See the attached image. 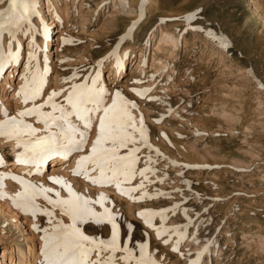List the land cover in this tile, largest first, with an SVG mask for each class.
<instances>
[{"label": "rangeland", "instance_id": "rangeland-1", "mask_svg": "<svg viewBox=\"0 0 264 264\" xmlns=\"http://www.w3.org/2000/svg\"><path fill=\"white\" fill-rule=\"evenodd\" d=\"M50 1L55 4L51 11L47 8L48 0H39L40 15L32 18L30 32L35 39L27 49L31 34L22 33V61L13 69L6 67L0 74V93H6L7 89L9 93L10 83L18 85V78L27 71L29 52L37 55L32 61L34 68L38 64L49 69L47 84L37 103H42L53 90H63L56 97L57 102L63 101L71 85L99 73L96 61L101 60L104 65L101 84L113 94L120 89L122 95L135 101L138 107L132 109L133 115L138 120L143 116L147 126L152 148L141 146L137 167L149 166L147 157L151 155L150 167L155 171L146 174L147 180L137 174L134 180L123 185L128 188L144 181L145 187L131 194L123 193L115 183H94L83 174H75L74 156L84 155L83 152L64 159L68 160L64 165L53 166L52 159L42 172L15 162L18 167L3 164L0 173L19 175L52 188L54 191L48 195L53 199L56 191L62 197H67L68 192L49 180L50 176L64 178L77 193L93 200L105 193L108 197L105 206L112 210L119 225L120 244L133 248L137 258L139 245L147 244L148 254L163 264H192L197 259L199 264H264V87L261 86L264 82V0H157V8L150 10L146 8L149 0H141L137 13L130 7V0ZM56 4L64 11L56 10ZM65 5L67 10L63 9ZM2 8L4 4H0ZM178 8L184 14L182 17L197 12L192 24L185 19L158 18L174 14ZM171 22L176 24L179 35L176 50L171 48L174 40L163 31ZM45 23L50 27L46 46L42 44ZM209 30L213 35L207 36ZM152 35L153 41L141 52L140 48ZM65 38L68 43L64 42ZM10 39H6V48ZM218 40L224 42L223 46ZM160 42L167 43L163 46L174 51L169 57H164L167 53L158 49ZM15 45L14 41L12 49ZM123 48L128 61L123 73L114 77L105 59ZM74 73V78L66 79ZM133 89L151 91L140 95ZM111 99L109 96L108 103ZM11 107L12 114H9L17 115L24 108L32 107V101L25 105L20 99L13 100ZM50 110V107L44 109ZM35 117L24 119L36 123ZM1 118L4 115L0 112ZM72 119L79 123L75 117ZM97 128L98 119L89 138V149ZM0 137V154L4 162L11 163L14 160L10 142L6 143L8 137L4 136L5 142ZM157 149L162 155L157 154ZM23 168L27 170L19 172ZM98 174V170L92 173ZM4 185L8 196L0 198V209L5 211V216L0 214V258L18 243L27 249L30 243L27 237L33 238L37 248L42 249L43 233L32 225L50 227L47 218L16 207L11 197L23 185L12 175L5 177ZM36 203L52 208L42 195ZM94 207L103 211L101 205ZM145 210L163 211L164 217L155 216L149 225L140 215ZM59 220L69 223L70 217L57 208L53 222ZM161 226L182 230L185 236L181 238L175 231L160 235ZM86 234L110 239V226L102 230L89 227ZM178 239L179 251H173ZM116 255L121 257L124 253ZM41 260L37 258L36 264ZM5 264H10V260ZM117 264H136V260L118 259Z\"/></svg>", "mask_w": 264, "mask_h": 264}, {"label": "snow or ice", "instance_id": "snow-or-ice-1", "mask_svg": "<svg viewBox=\"0 0 264 264\" xmlns=\"http://www.w3.org/2000/svg\"><path fill=\"white\" fill-rule=\"evenodd\" d=\"M5 3L7 7L0 9V74H3L8 65L20 63V53L12 51L13 42L19 32L28 35L33 27L32 18L40 15L39 0H0V4ZM196 17L197 12L193 11L184 17L172 19H185L191 23ZM5 33L11 37L7 51L4 47ZM44 35H48L47 28L44 29ZM209 35H213L211 30ZM64 42L69 41L65 38ZM218 42L223 46L222 40ZM28 56L27 71L23 74L24 82L18 94L23 96L25 105L32 101V107L24 108L17 115H10L5 108L4 119L0 120V136L14 138L17 141V147L22 149L16 155L17 161L33 165L37 172H42L44 165L54 157L68 159L74 153L83 152L85 154L79 157L74 169L75 174H83L94 183H115L117 188L125 194L144 188L143 180L133 187H123L134 180L137 174L147 180L146 174L149 171H155L150 167L151 155L147 157L149 166L137 167L141 161V146L152 148L143 116L138 120L132 112L138 104L122 95L120 89H117L114 94L111 93L105 85L101 84L99 73L90 74L82 82L71 85L68 95L61 102H57L56 97L60 96L63 90H53L42 103H37L44 92L46 82L44 74L49 69L44 68L41 72L38 64L34 68L32 61L37 59L34 51ZM253 72L256 74L255 69ZM74 77L75 73L66 79ZM261 86L264 87V82ZM133 91L146 95L151 89H133ZM109 96L112 97L111 103H108ZM149 99L159 98L149 97ZM46 107H50L51 110L44 111ZM26 116H36L44 128L39 129L32 123L26 122L24 119ZM73 117L79 123L74 122ZM97 119L96 136L89 149V138ZM41 131L45 134L39 135ZM156 151L158 155H162L158 149ZM3 164L4 158L0 154V166ZM97 170L99 174L93 176L92 173ZM8 175H12L13 179L23 185L22 190L11 197L16 207L33 216L42 214L50 225L43 228L39 224L32 225L36 231L43 233L40 264H117L118 259L126 262L135 259L136 264H163L162 261L148 254L147 244L139 245L138 258L133 255V248L121 246L119 225L112 210L105 206L108 199L105 193H101L98 199L93 200L77 193L64 178L50 176L49 180L66 188L68 192L67 197H62L60 192L56 191V198L53 199L48 195L54 191L52 188L37 185L19 175L0 173V198L8 196V193L4 191V179ZM41 195L52 206L51 209L43 208L36 203L37 197ZM147 195L148 193L145 192L144 196ZM94 205H101L103 211H97ZM57 208L70 217L69 223L63 220L53 222ZM140 215L145 218L147 224L152 225L153 218L157 215L164 217V212L145 210ZM108 226L111 231L110 239H99L86 234L89 227L102 230ZM165 231L169 233L175 231L181 238L185 236L182 230L165 229L163 226L158 229L160 235H163ZM176 244L177 247L173 251H179L180 239L176 241ZM106 253L109 254L107 258H105ZM117 253H124V255L117 257ZM94 256L95 259H93ZM192 264H199V260H193Z\"/></svg>", "mask_w": 264, "mask_h": 264}, {"label": "bare ground", "instance_id": "bare-ground-1", "mask_svg": "<svg viewBox=\"0 0 264 264\" xmlns=\"http://www.w3.org/2000/svg\"><path fill=\"white\" fill-rule=\"evenodd\" d=\"M124 1H126V0H124ZM140 1L141 0H130V7L133 9V10H135L136 11V13H137V10L139 9L138 8V6L140 5ZM156 1L157 0H149V4L147 5V9L148 10H150L152 7H154L155 6V9L157 8V4H156ZM74 2V1H73ZM48 5H47V8H48V10H52L53 9V7H54V5H53V3L50 1V0H48V3H47ZM116 4V3H115ZM146 4V3H145ZM56 6H57V4H56ZM2 7V6H1ZM4 7H7V4H4ZM66 7H68L67 5H65V7L63 8V9H66ZM141 7V6H140ZM59 8H60V10L61 11H64V10H62L61 9V6L60 7H56V10H59ZM162 9V8H161ZM67 10V9H66ZM65 10V11H66ZM60 11V12H61ZM97 10H96V8H94V11L93 12H96ZM177 12H175L174 14L172 13V14H168V15H160L158 18H170V19H172V18H174V17H182L184 14L182 13L181 14V9L180 8H178L177 10H176ZM141 12V11H140ZM152 12V11H151ZM67 13V12H66ZM91 13V12H90ZM150 13V12H149ZM86 15V14H85ZM93 15V14H92ZM187 15V14H186ZM140 16V15H139ZM64 17V16H63ZM44 18V17H43ZM138 18V17H137ZM137 18H135L133 21H135V20H137ZM113 20V19H112ZM180 20V19H179ZM176 21V20H175ZM109 21H106V23H108ZM115 22V21H114ZM177 22V21H176ZM185 22V21H184ZM113 23V22H112ZM116 24V23H115ZM177 24H179V23H177ZM192 24V23H191ZM112 25V24H111ZM180 25H182V23L180 24ZM113 26V25H112ZM165 26V25H164ZM168 27H163V31H165V35H166V37H168V38H171L172 40H174L173 41V46L171 47L172 49H173V47H174V49L176 50L177 48H178V44H177V38H178V33H177V28H175V26H176V24L174 23V22H171V23H168V25H167ZM178 26V25H177ZM129 27V26H128ZM186 27V26H185ZM43 29H42V31H44V29L45 28H47V32H48V35L47 36H45L44 35V39H43V41H42V44L44 45V46H46L47 44H48V42H49V30H50V27H49V25L48 24H43V27H42ZM33 31V30H32ZM64 31V30H63ZM129 31H130V33L132 32L133 33V29L132 28H129ZM154 31V30H153ZM23 32H19V33H17V37H16V40H15V43H16V45H17V47H16V45H15V47L16 48H13L12 49V51H18L19 53H20V61H22L21 60V57H22V54H21V44H22V42H21V37L23 36V34H22ZM31 34V33H30ZM135 35V34H134ZM27 36V35H26ZM153 36V35H152ZM152 36H150V38H148L147 40H146V42L144 43V45L140 48V50H141V52H144L145 50H146V48H147V46H149L151 43H150V41H153V38H154V36L152 37ZM207 36H209V34L207 35ZM211 36V35H210ZM8 37H10L9 36V34L8 33H5L4 34V47H5V51H7L8 50V48H6L7 47V45H5V42H6V39L8 38ZM28 37H29V41H28V45H27V49H30L31 48V46H32V43H33V41H34V39H35V37H34V35H33V33L31 34V35H28ZM125 37V36H124ZM122 39H123V36H122ZM121 39V40H122ZM155 40V39H154ZM161 40H164V36H162L161 37ZM167 43H169V41L167 42ZM167 43H165V44H167ZM170 43H171V41H170ZM119 44V43H118ZM163 44L164 43H162L161 44V42L159 43V45L157 46L158 47V49H160V50H163L164 52H166L167 54L164 56V57H169L174 51H172L170 48L168 49L167 47H165V46H163ZM164 44V45H165ZM118 46V45H117ZM155 46V45H154ZM157 47H156V49H157ZM127 49V48H126ZM133 50V49H132ZM30 53V52H29ZM28 54V53H27ZM26 54V55H27ZM163 54V53H162ZM164 55V54H163ZM135 56V55H134ZM142 57V56H141ZM133 58V57H132ZM157 59V58H156ZM161 59V58H160ZM223 59V58H222ZM140 60V59H139ZM144 60V59H143ZM35 61V60H34ZM105 61H108L109 62V64H110V69L112 70V72L114 73V77H116V76H119L120 74H122L123 73V70H124V68H125V65H126V61H128V56H127V51L123 48V50H115V51H113V53H110V55L109 56H107L106 57V59H105ZM28 62H29V56L27 57V59H26V65L28 64ZM97 62V67L99 68L98 69V71H99V75L101 76V74H103L102 73V71L104 70L103 69V67H104V65H103V62L101 61V60H98V61H96ZM140 62V61H139ZM17 64V63H16ZM16 64H10V65H8L7 67H9V68H11L12 67V69L14 68V67H16ZM44 65V64H43ZM106 65V64H105ZM28 66V65H27ZM45 66L46 65H44L43 67L41 66V67H39L40 68V70H42V72H43V70H44V68H45ZM107 66V65H106ZM12 69H10V70H12ZM26 69H27V67H26ZM103 69V70H102ZM23 71V70H22ZM25 72V71H24ZM250 72V71H249ZM8 75H10L9 73H8ZM6 77V76H5ZM10 77V76H9ZM44 78H45V81H46V79H48L47 78V73H45L44 74ZM19 79V83H18V85H15V84H13V83H8L9 84V88H10V92L8 93L7 91H8V89L5 91L6 93H0V101H3L2 103H0V112L2 113V115H3V110L5 109V108H7L8 109V111H9V113H11V110H10V108H12L11 107V103H12V101L14 100V102H17L19 99L21 100V101H23V96L22 95H20V94H18L19 93V90H20V86L23 84V82H24V79H23V74H21L20 75V78H18ZM8 81V80H7ZM11 81H13V80H11ZM2 83V82H1ZM46 82H45V85H44V88H45V86H46ZM3 85V84H2ZM5 85V84H4ZM16 100V101H15ZM18 105V104H17ZM21 106V105H20ZM18 108V107H17ZM17 110V109H16ZM15 110V112H18V110H19V108H18V110L16 111ZM13 111V110H12ZM20 111V110H19ZM12 114V113H11ZM36 118V117H35ZM2 119V118H1ZM37 119V118H36ZM35 119V120H36ZM38 120V119H37ZM33 121V120H32ZM30 122V121H29ZM36 128H39V129H43L44 128V125L42 124V123H40L39 121L38 122H34V123H32ZM39 135H44L45 133L43 132V131H41L40 133H38ZM1 138V137H0ZM3 138V141L7 138V136H6V138L4 139V136L2 137ZM2 140V139H1ZM7 140H8V142H7ZM5 142V141H4ZM10 142V143H9ZM6 143H9V145L11 146V148H12V153H13V159L12 160H14L13 162L11 161V163H10V160H5V162H4V164H8L9 163V165L11 164H15V162H18L17 161V159H16V155H17V153L18 152H21V150H20V148H18L17 147V141L13 138V139H9V138H7L6 139ZM1 148V147H0ZM80 155V154H79ZM75 157V164H77V161H78V159H79V157L80 156H78V155H76V156H74ZM53 166H57V165H64V164H66V162H68V160H66V161H64V158L63 157H54L53 158ZM20 162H18V164H19ZM17 164V163H16ZM16 164H15V166H16ZM26 166H29V164L28 165H26ZM31 167H29L30 169H32V171L33 170H35V166H33V165H30ZM7 167V166H6ZM13 167H14V165H13ZM16 167H18V166H16ZM20 167V166H19ZM21 167H25V165L24 166H21ZM44 167H45V165H44ZM12 168V167H11ZM15 168V167H14ZM28 168V169H29ZM44 169V168H43ZM18 170V169H17ZM20 170V169H19ZM18 170V171H19ZM26 171L27 170V168L25 169V168H23L22 170H20L19 172H21V171ZM29 171V170H28ZM30 172V171H29ZM36 172V171H35ZM31 173V172H30ZM32 174V173H31ZM1 208V207H0ZM7 211V210H6ZM9 213V212H8ZM7 213V214H8ZM0 214H3L4 216H5V211H4V209L3 210H1L0 209ZM6 219H7V217H6ZM18 223H20V222H18ZM41 238V237H40ZM27 240H28V242H30V243H28V246H27V249H25V248H23L19 243L18 244H16V247H15V249L13 250H11L10 251V253L9 254H5V253H3V256H2V258H3V260H0V264H5V262H7V260H10V264H36L37 263V258H39V257H41L42 258V250L40 249H38L37 248V246H36V243H35V241L33 240V238H26ZM29 239L31 240V241H29ZM16 243V242H15ZM2 258H0V259H2Z\"/></svg>", "mask_w": 264, "mask_h": 264}]
</instances>
